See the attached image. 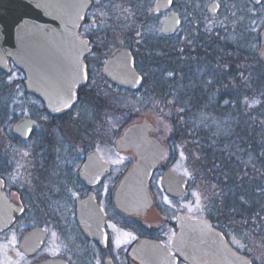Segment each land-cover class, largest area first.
<instances>
[{
    "label": "flooded vegetation",
    "instance_id": "1",
    "mask_svg": "<svg viewBox=\"0 0 264 264\" xmlns=\"http://www.w3.org/2000/svg\"><path fill=\"white\" fill-rule=\"evenodd\" d=\"M99 3L96 5L94 0H90L78 29V36L89 47L82 58L86 82L77 87L69 107L50 111L39 96L27 91L25 72L15 67L11 60H7L5 68L0 69V149L27 154L31 143V157L35 160H0V190L8 201L6 211L12 215L9 227L0 232V249L11 244L0 255V264H136L131 259V248L141 238L160 243L167 253L176 258V264H187L172 248V241L179 232L178 214H184L181 209L172 207L164 211L157 208L160 212L156 226L158 232L152 229V225L148 230L149 213L156 209V198L150 184L153 201L150 209L131 215L116 207L115 195L123 178L131 171L135 158L131 146L127 151H119L115 146L124 132L114 133L120 122L110 129L106 127L103 133L104 127L92 128L87 117L90 122L93 121L86 109L82 112L80 102L83 100L80 98L97 86L105 88L107 97H117L119 90H124L107 79L103 72L106 61L116 50L130 53L134 69L143 81L136 66L134 51L137 44H152L155 47L161 44L178 53L177 48L189 46L190 39L195 46L198 44L201 28L213 33L211 38L215 43L219 40L216 34L220 32L216 28L222 27L230 37L224 43L230 44L233 38L237 39L240 45L250 47L258 58L260 37L264 31V0L258 4L252 0H100ZM211 3L219 7L214 16L207 13V6ZM218 15L223 16L218 25L212 23L213 26H207L204 23L209 17L216 18ZM170 18L176 19L177 26L172 33L165 34V23L169 21L168 30L173 26ZM147 20L156 23L152 40H149L150 43L148 40L137 41L133 37L138 23ZM111 25L125 27L133 31V35L130 33L126 47L116 48L101 58L100 53L105 52L101 47L103 40L96 35V28L100 26L106 30ZM232 28L235 30L231 34ZM167 51L164 50L163 54ZM164 66L167 67V62ZM74 118L77 129L71 137L65 128ZM23 122L32 124L24 137L14 133L15 126ZM128 126H131V120L126 128ZM24 133L25 130H22L21 134ZM3 139L4 143L1 142ZM105 144L112 146V156H128L129 162L124 163V170L120 171L107 157L108 154L102 153L101 147ZM62 159L63 162H57ZM177 164L160 163L150 179L151 182L157 178L163 194L172 201L179 199L167 196L161 181L164 173L173 171L172 167ZM131 233L137 235L132 243L130 239L119 244L121 234L131 236ZM51 235L56 244L46 251Z\"/></svg>",
    "mask_w": 264,
    "mask_h": 264
},
{
    "label": "water",
    "instance_id": "2",
    "mask_svg": "<svg viewBox=\"0 0 264 264\" xmlns=\"http://www.w3.org/2000/svg\"><path fill=\"white\" fill-rule=\"evenodd\" d=\"M260 1L252 0L254 4ZM89 3L90 0H0V69L5 68L10 58L25 72L27 91L39 96L52 112L69 107L76 88L85 83L82 58L89 48L77 32ZM218 9L216 3H211L207 13L214 16ZM169 20H173V26L168 30L167 21L163 28L165 34L172 33L177 26L176 19ZM260 38L258 57L264 63V31ZM103 72L121 88L135 91L141 86L128 51H115L106 61ZM31 127L32 124L23 122L15 126L14 133L24 137ZM153 132L151 122L135 123L115 142L119 151H127L131 146L135 157L114 199L123 213L137 215L152 206L149 181L156 167L167 158L166 147L150 136ZM161 185L165 194L175 199L182 197L188 188L187 180L170 170L164 173ZM7 205L0 190V232L12 222ZM178 229L172 248L187 264H251L206 218L191 219L178 214ZM131 259L136 264H176V258L160 243L147 238L134 243Z\"/></svg>",
    "mask_w": 264,
    "mask_h": 264
},
{
    "label": "trees",
    "instance_id": "3",
    "mask_svg": "<svg viewBox=\"0 0 264 264\" xmlns=\"http://www.w3.org/2000/svg\"><path fill=\"white\" fill-rule=\"evenodd\" d=\"M191 55L181 67L169 62L164 68L155 61L161 69L153 77V88L143 78L141 88L131 94L163 112L170 129L166 162H178L181 148L197 171L209 207L221 210L224 223L264 255V64L234 38L230 44L213 43L208 36L200 41L198 63ZM201 112L205 121L198 119ZM213 115L219 118V132L211 130ZM221 211L208 219L225 235L218 225Z\"/></svg>",
    "mask_w": 264,
    "mask_h": 264
},
{
    "label": "rangeland",
    "instance_id": "4",
    "mask_svg": "<svg viewBox=\"0 0 264 264\" xmlns=\"http://www.w3.org/2000/svg\"><path fill=\"white\" fill-rule=\"evenodd\" d=\"M126 1V0H125ZM95 4L98 5L100 4V0H94ZM205 4H207L205 2ZM223 13H220L222 15ZM218 15L216 18H211L209 17L207 22H204L207 26H213L212 23H215V25H218L219 22L222 21L221 16ZM104 16V15H103ZM201 24L203 22H200ZM155 22L153 20H147L144 21L143 23H138V26L136 28V33L134 34V39L140 42H148L150 43L153 37L154 33V27H155ZM142 25V26H141ZM217 31L220 30L216 34V36L219 38L220 42L229 39V34H226L223 31L222 27H217ZM235 30V28H232V32ZM130 33L133 35V31L131 30L128 31L127 28H119V26H114L111 25L110 28H105L98 27L96 28V35H98L102 41L101 47L103 49L104 53H100V57L103 58L108 54L109 52H112L114 49L119 48V47H126V45L130 41ZM213 33L209 32L206 29H200L199 32V41L198 44L195 46L193 44V40L190 39L189 41V46H185L184 48H177L178 53H176L175 49H172L170 47H166L165 45L157 44L155 45L152 44H144V43H139L137 44V47L135 49V54H136V65L138 68V72L143 76V78L146 79V83L149 84L150 88H153L154 84V75H156L157 72H159L160 68V63L162 67L165 65V62L167 63H173L177 66L182 65L183 61L190 55L195 62L194 64L198 63V59L195 60V55L197 56L199 46H200V41L205 40L209 37H212ZM215 35V34H214ZM132 39L131 42L134 40ZM100 40V41H101ZM196 43V42H195ZM194 45V46H193ZM100 47V45H96ZM166 48H169L168 51ZM176 48V46H175ZM164 50L167 51V54H163ZM163 51V52H162ZM155 53L158 55H154L157 57L152 58L151 55ZM160 62V63H156ZM192 61V62H193ZM179 62V63H177ZM165 68V66H164ZM177 76L180 77V75L177 74ZM176 80V82H179ZM154 91V90H153ZM90 94H89V93ZM85 93V96H81V100H83L82 103L83 107L82 112L86 109L88 111L89 116L91 117V120L93 122H90L89 118L87 117L89 121V125H93L92 128H100L104 127L102 129V132H105L107 128H111L112 126H116L118 121L120 122V126L117 127V130H115L114 133H117L120 131L119 134H121L126 126L128 125V122L131 120V124L135 122H143V121H151L154 127V136L162 143H165V141L169 137V124L167 123L166 119L162 117V111L158 110V108L155 106L154 103H151L149 106L146 105L143 102H140L139 95H133L127 91L124 90H119L117 93V97H112L108 96L107 97V91L105 88H100V86L93 87ZM154 93V92H153ZM153 97V94L151 95ZM139 100L138 102L136 101ZM154 101V100H153ZM136 103L142 104L140 106H137ZM80 105V106H82ZM168 105L171 106V103L168 102ZM80 109V108H79ZM201 116L198 117L199 120H204L207 119L206 113L200 114ZM116 117V118H115ZM205 117V119L203 118ZM221 117V116H219ZM218 119L213 115L212 122H210V126H212V131L215 130L216 132L220 131V126H218ZM127 123L123 126L124 123ZM107 127V128H106ZM74 129H77L75 126V118L71 123L65 128V132H67L68 135L72 137V134L74 132ZM100 132V130L98 131ZM88 135V134H87ZM90 136V135H88ZM2 137H6L4 134H2ZM9 139L7 138V141ZM96 141V138L94 139ZM4 143V139L1 141ZM102 153L108 154L107 157L110 158V161L115 163L118 167L119 170H124V163L129 162V158L127 155H120L119 157L117 156H112L113 148L110 145L105 144L101 147ZM28 152L27 154L19 153V151H6L5 149H0V160L4 162L6 159L10 162H35V160L31 157L33 154L32 152V145L31 143L28 145ZM65 152H67L65 150ZM64 152V154H65ZM177 154H178V164L174 165L172 167V170L175 174L178 176H181L185 178L188 182V189L186 194L179 200L172 201L163 194L162 190L160 189L159 186V180L156 178L150 182L151 190L153 194L155 195V206L156 209L152 210L149 213L148 216V230H151V225L152 229H154L156 232V226L159 224V218H160V212L159 209H162L165 211V209H170L172 207L174 208H179L181 211L188 215L191 218H208L209 214H213L215 212L221 211V210H213L211 207H209V204L207 203L208 201V196L206 195V192H202L201 186L199 184L200 180L198 179V175L196 174L197 171L193 168V166L187 162L186 156L184 155L183 151L181 148L177 149ZM10 158V159H9ZM57 160V156L54 159V161ZM7 161V162H8ZM65 161V159H64ZM57 162H63V159L61 161ZM205 191V190H204ZM207 194L211 196V193L207 191ZM160 206V207H159ZM159 208V209H157ZM222 212V211H221ZM213 216V215H212ZM226 220L225 214L222 212V216H219L218 221L222 224L218 225L221 228H224L225 230V236L228 241V243L237 251L240 253L244 252H249L252 253L253 257L252 260L254 264H264V255L261 252L262 249L258 246L255 245L254 242L251 240H247V244L244 242L243 239L239 238L236 235V232L232 229L231 224L228 223L225 224L224 221ZM218 226V227H219ZM142 228L146 229V227ZM143 230V229H142ZM147 231V230H145ZM241 237V236H240ZM137 238V235H134L131 233V236L127 234H121L118 238L119 244L124 243L125 241H128L131 239V243L133 240ZM170 238V235H169ZM56 242L53 240V235L49 238L48 245L46 248V251H49L52 249L53 246H55ZM11 247V244L8 243L5 245L3 248L7 249ZM252 250H250V249ZM0 249V255L3 254V250ZM251 257V256H250ZM123 264V263H119Z\"/></svg>",
    "mask_w": 264,
    "mask_h": 264
}]
</instances>
